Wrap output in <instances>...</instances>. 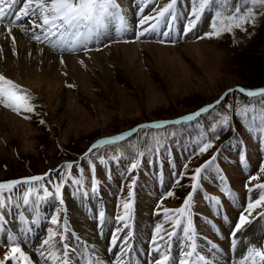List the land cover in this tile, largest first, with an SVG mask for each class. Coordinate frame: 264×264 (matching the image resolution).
I'll return each mask as SVG.
<instances>
[{
    "label": "rangeland",
    "instance_id": "rangeland-1",
    "mask_svg": "<svg viewBox=\"0 0 264 264\" xmlns=\"http://www.w3.org/2000/svg\"><path fill=\"white\" fill-rule=\"evenodd\" d=\"M117 2L125 10L130 30L118 37L113 29L108 35L101 37L99 43H90L88 48L91 50L87 52L53 50L47 41L40 43L34 40L32 31L42 35L41 30L33 29L32 25L24 21L12 27L9 35L11 20L0 21V49L7 48L11 57V63L8 64L5 61L6 55L0 52V74L26 88L35 97L31 101L35 110L31 113L17 114L0 105V179L46 173L59 164L61 166L49 177L54 183L59 182L62 173H70L72 178L82 181L81 185H76L72 183V179L66 178L62 188L64 203H78L75 198L85 195L94 201L96 192L92 191L93 173L89 164V160H92L96 165L97 187L104 189L107 197L115 201L119 194H127L129 191L128 185L122 187V183L131 180L133 176V172L127 171L131 155H125L120 160H109L106 165L100 164L91 154L85 158L84 153L97 139L128 132L140 124L177 120L181 115L216 100L228 88L264 82L251 79L252 76L244 77L246 72L249 71L250 74V70L236 65L234 61V51L245 42L249 24L244 25V29L234 28L219 36L206 37V33L213 31L216 10L209 8L201 15L196 27L185 34L184 28L191 19L192 5L191 0H180L178 18L171 26L161 24L158 32L146 33L137 40L139 17L136 13L141 4L137 0ZM168 2L169 0H154L145 6L143 14L155 15L153 9ZM237 3L242 7L246 4L252 6L251 0H229L228 9L231 10ZM22 6V3L18 4L17 9ZM258 7L260 6H255L257 12ZM19 25H24L29 30L21 31ZM14 29L19 31L20 37L13 36ZM164 31H169L171 35L163 36ZM116 40L120 42H114ZM125 40L130 42H123ZM161 40L164 43H160ZM262 43L264 44V36ZM21 66L37 72L38 82L29 83ZM42 69L47 72L40 74ZM252 99L233 91L220 105L209 113H204L196 121L165 125L162 129H141L120 142L125 146L129 143L143 146L154 143L153 138H159L164 143L158 154L151 152L140 157L141 166L136 170L138 182L133 211L140 214L142 224L139 225L145 231L142 239H146V251L143 253L142 250L140 254L143 258L138 255L140 259L145 261L149 257L148 238L151 241L157 224L164 230L160 235L172 231L171 222L165 221L163 208L176 209L182 206L191 191L190 176L193 170L212 155L217 157L213 167L219 166L227 188L235 193V200L221 191L225 183L221 182L215 170L202 173V177L206 178L201 179V186L193 195V221L200 235L197 243L203 249L201 254L206 255L209 260L215 259L216 264H232L243 253L249 241L256 246L264 245V219L256 217L237 234L244 241L239 251L230 248V231L243 210L238 205L246 207L249 198L255 200L261 191L256 189L249 193L246 185L252 187L264 183V173L259 170L261 163H264V144L258 138L259 133L247 130L248 122L258 114L249 113L245 117L228 107H243ZM224 114L230 116L229 124L216 133L218 139L213 141L214 148L203 155H196L201 133L213 136L209 129ZM25 116L29 118L25 119ZM256 122L259 123L258 118ZM241 153L245 155L247 167L241 163ZM69 160L74 161L73 167L66 169L64 166ZM185 164H188L187 169L184 168ZM181 172L185 175L180 176ZM250 176H257L258 179L249 184ZM177 180L180 181L179 184L176 183ZM111 186L119 187L117 195L109 193ZM27 187L20 185L11 193L5 192V195L13 197V205L5 209L4 213L10 208H17L18 211L23 209L25 212L32 208L23 204L22 197ZM48 187L52 189V185ZM168 191H172L174 195L162 199ZM206 196L219 198L220 205L216 206ZM43 203H50L49 208L53 213L59 204L55 198H49ZM158 204L161 205L160 208L157 207ZM117 207H122L120 201L115 206V216L121 211ZM99 211L100 209L98 213ZM256 213H264V207L256 209L254 217ZM67 216L78 231V237L89 240L86 221L75 224L71 213H61V218ZM225 216L228 217L227 222ZM15 218L17 219V215ZM91 223L94 221L91 220ZM53 227L49 223L44 227L43 234L47 236L48 229ZM115 230L111 232L110 239ZM182 235L178 230V236ZM69 238L72 242L71 235ZM209 241L216 242L220 251H210ZM75 245L79 253L85 249L79 239ZM3 248L0 247V251ZM179 251L180 243L176 239L173 254L177 258ZM157 256L154 253L150 258ZM72 261L77 264L75 260Z\"/></svg>",
    "mask_w": 264,
    "mask_h": 264
},
{
    "label": "snow or ice",
    "instance_id": "snow-or-ice-1",
    "mask_svg": "<svg viewBox=\"0 0 264 264\" xmlns=\"http://www.w3.org/2000/svg\"><path fill=\"white\" fill-rule=\"evenodd\" d=\"M137 2L141 4V7L136 13L137 17H139L137 23L138 30L136 31L137 40L146 33L158 32L161 24L171 26L172 22L178 18L180 12L178 8L180 0H169L162 7L153 9L155 15L143 14L145 6L148 3L154 2V0H137ZM20 3L23 6L13 12L12 9ZM251 4L252 6H247L246 4L243 7L239 4H234L232 9L229 10V0H191V19H189L188 25L185 26L184 32L187 34L194 29L200 21L201 15L209 8H215L216 10L213 16V31L206 33V37L219 36L223 32H231L234 28L244 29V25L246 24L254 26L257 16L264 15V13L257 12L255 6H264V0H251ZM7 16H14V19L9 21V25H11L8 27L9 35H11L12 27H16L18 22L27 18L25 23L32 25L33 29H40L42 33L41 35L33 30L32 38L34 40L40 43L47 41L53 50H60L62 52L74 53L80 50L87 52L91 50L88 48L90 43L93 41L99 43L101 37L108 35L113 29L118 37L123 36L130 30L125 10L121 8L117 0H0V21L5 20ZM150 21L155 22L149 23ZM146 24L148 27H143ZM19 26L21 31L27 32L29 30L24 25ZM162 35L169 37L171 33L164 31ZM114 42L120 41L116 40ZM123 42L128 43L130 41L125 40ZM159 42L164 43L163 40ZM13 43H15L14 37ZM105 46L107 47L108 45ZM61 63H64L63 59H61ZM68 87H74V85H68ZM233 91V89H228L214 103L201 107L196 112L185 115L180 119L140 124L128 132L102 138L88 148L87 152L84 153V157L87 158L91 154L95 156L100 164L106 165L109 160L123 159L125 154L130 150L133 154L129 157L130 166L127 171L128 173H132L141 166L140 157H145L151 152L158 154L159 150L164 147V143L159 138H153L154 143H146L143 146L132 143L125 146L120 142L125 141L126 138L131 137L134 133H138L141 129H162L165 128V125H179L182 122L188 123L196 121L202 114L209 113L210 110L220 105ZM236 91L253 99L247 101L243 107L233 105H229L228 107L234 109L237 114L245 117L249 113L258 114V116L254 115L253 119L248 122L247 130L251 133H259L258 138L264 144V88L257 90L238 88ZM34 99L35 97L26 88L6 78L4 74H0V105L17 114L31 113L35 110V105L31 103ZM24 118L28 119L29 117L25 116ZM257 118L259 123L256 122ZM229 120L230 116L224 114L220 120L214 122L209 129L213 133L211 137L201 133L200 140L197 141L198 152L195 153L196 155H203L214 148L213 141L218 139L216 133L218 130L227 127ZM100 149L104 150L99 151ZM216 159V155H212L209 160H206L193 170L190 176L192 181L190 186L191 191L184 199L181 207L176 209L163 208L165 221L171 222L172 231L165 233L167 237L165 239V235H160L164 231L162 226L157 224L151 237L150 252L148 254L153 255L155 253L158 256L154 257L150 264H216L215 259L209 260L206 255L201 254L203 249H200L197 243L200 235L193 221V195L200 188L201 179L206 178L202 177V173L215 170L221 182L225 183V187L221 188V191L235 200V193L227 188L225 177L221 173L219 166L213 167ZM240 160L247 167L243 153L240 155ZM89 164L93 173L92 191L95 193L98 184L95 176L96 165L92 160H89ZM64 167L71 169L73 164L67 163ZM184 168L187 169L188 164H185ZM259 170L261 173H264V163H261ZM53 171L55 170H49V172L43 175H33L0 182V232L5 231L4 226L7 223L4 210L13 205V197L11 195H5V192L11 193L18 186L27 185V190L24 192L22 199L25 206L32 207L37 212V218L31 221L32 224H36L39 221V207L41 203L49 198H55L59 202L55 212L50 217V223L54 227L48 229L47 238L40 243L39 247L34 246L35 254L43 260L44 264H71V255L75 250L67 242V234L71 231L68 226V221L66 218H61V213L66 211L64 208V200L62 199V188L65 186V178L72 179V183L76 185H81L82 181L72 178L70 173H62V178L59 182L54 183L49 179ZM179 175L184 176L185 173L181 172ZM257 179V176H250L249 184H251V181ZM176 183L179 184L180 181L177 180ZM135 184L136 178L133 176L128 184L129 191L127 198L120 201V205L122 206L121 211L115 217L120 227L113 232L110 244L112 247H116L118 241H121L123 244L121 254L116 257L118 264H125L123 256L128 255V252L132 248L129 240L133 236V232L126 231V229L131 228L130 222L133 213ZM48 185H52L51 190ZM256 189H260L261 191L255 200L249 198L246 207L238 205L239 207H243V210L240 212L238 220L234 222V227L229 234L231 237L230 248L233 251H239L240 247L244 244L243 239L238 237L237 234L246 225L251 224L256 217L264 219V213H256V216H253L256 209L264 207V183H258L252 187L246 185V190L249 193H252ZM173 195L174 193L172 191H168L166 197H162V199L172 197ZM205 198L213 202L216 206L220 205V200L217 197L206 196ZM157 207L160 208L161 205L158 204ZM98 217L100 224L103 225L106 218L105 212L103 210L99 211ZM224 219L227 222L228 217L225 216ZM206 222L211 223V221ZM25 223L27 222L25 221ZM178 230L182 232V236H178ZM24 232L30 233L31 228L26 227ZM76 238L77 240L79 239V237ZM5 239L7 251L3 259L0 260V264H9V262L11 264H34V257L23 248V241L16 234L9 231L6 233ZM176 239L180 243L178 258L173 255V243ZM204 239L207 238L205 237ZM209 244L211 245L210 251H220L216 244L211 241H209ZM109 251H111V248ZM232 264H264V245L256 246V244L249 241L243 253L238 259L232 261Z\"/></svg>",
    "mask_w": 264,
    "mask_h": 264
},
{
    "label": "trees",
    "instance_id": "trees-1",
    "mask_svg": "<svg viewBox=\"0 0 264 264\" xmlns=\"http://www.w3.org/2000/svg\"><path fill=\"white\" fill-rule=\"evenodd\" d=\"M258 8L259 13H264V6H260ZM263 28L264 15H258L255 25L253 26L249 24V29L245 33V42H242L241 45L237 48V50L234 51V54L236 55V59H234L235 64L250 70V74H248V71L246 72L247 75H244V77L252 76L250 78L254 79L255 81L264 80V44L262 43L264 36ZM240 85L244 88L255 89L263 88L264 82L257 83L254 85ZM239 95L245 97L242 94ZM130 153L131 152L129 150L125 155H132Z\"/></svg>",
    "mask_w": 264,
    "mask_h": 264
},
{
    "label": "bare ground",
    "instance_id": "bare-ground-1",
    "mask_svg": "<svg viewBox=\"0 0 264 264\" xmlns=\"http://www.w3.org/2000/svg\"><path fill=\"white\" fill-rule=\"evenodd\" d=\"M13 19H14V17L11 18V20H13ZM26 19L27 18H25V20ZM25 20H21V21H24L25 22ZM0 28H1V26H0ZM13 36L14 37H20L19 31H16V29H14ZM0 52L1 53L4 52V54L6 55L5 61L8 64H10L11 63V57H10V53L8 52L7 48L4 49V50L2 49V51H0ZM1 53H0V57H1ZM21 69L23 70V72L25 74H27V81L29 83L31 82L33 84V83H37L38 82L36 80V73L37 72H35L32 69L27 68L26 66H21ZM46 72H47V70H45V69L43 70L42 69V72L40 74H45ZM65 209H66L67 212H69V213L72 214V216L74 217V222H76V223H81L82 222L83 219L81 217V214L79 213V206H78V204H74V203L66 204L65 203ZM137 222H138V220H137ZM139 222H140V220H139ZM87 224L91 225L89 222H87ZM102 227H103V229L101 231V234L104 237V233L107 230V224L104 223L102 225ZM18 228H19V225H14L15 232L18 231ZM92 234H94V232H92ZM103 244H104V238L102 240L98 241L97 247L95 248L96 249V252H94V251H92V249H93V243L91 241H87L85 243V249H86V251H89L90 250L91 252H93L94 257L99 256L98 251H100L103 254V257L104 258L105 257H109L107 254H110L111 251L107 250V248H101L103 246ZM215 244H216V242H215ZM108 245L109 244L107 243L106 246L108 247ZM221 251H223V249H221ZM112 253H113V251H112ZM135 256H136L135 264H150V262L152 261L151 258H146V260L144 261L143 259H140L139 258L138 254H136ZM97 259H98V262L96 264H99L100 262L106 264L108 262V260H106V259H104V260H101L99 258H97ZM34 264H37V262L35 260H34Z\"/></svg>",
    "mask_w": 264,
    "mask_h": 264
},
{
    "label": "water",
    "instance_id": "water-1",
    "mask_svg": "<svg viewBox=\"0 0 264 264\" xmlns=\"http://www.w3.org/2000/svg\"><path fill=\"white\" fill-rule=\"evenodd\" d=\"M227 91H228V89H227L226 91H224V93L227 92ZM224 93H223V94H224ZM223 94H222V95H223ZM212 103H214V101H213ZM203 107H205V106H203ZM199 109H200V108H199ZM197 110H198V109H197ZM197 110H195L194 112H196ZM192 113H193V112H192ZM187 115H188V114H187ZM179 119H180V118H179Z\"/></svg>",
    "mask_w": 264,
    "mask_h": 264
}]
</instances>
